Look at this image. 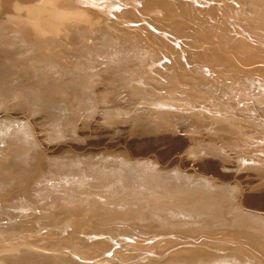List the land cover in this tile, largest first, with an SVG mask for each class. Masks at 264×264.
<instances>
[{
  "label": "bare ground",
  "instance_id": "bare-ground-1",
  "mask_svg": "<svg viewBox=\"0 0 264 264\" xmlns=\"http://www.w3.org/2000/svg\"><path fill=\"white\" fill-rule=\"evenodd\" d=\"M145 1L147 2V4L145 3L146 5L144 4ZM144 2L141 3V2H139V0H0V38H3L0 40V101H1L0 102V113H4V114L9 113V115H11L14 112H18L17 113V115H18L19 112H22V113L25 112L24 108L27 107V104H25V102H23L21 100L20 101L18 100L19 97H17V95H19V94L17 92L19 90H22V91L24 90L26 92L25 95L30 99L32 98V94H31L32 88L30 90L29 88H27L26 86L23 85L25 88L23 89L20 87L21 88L20 89L19 86L17 85L18 84L17 79H20L23 76L19 75V73H17L15 70H13V71H15V73L14 72L11 73V69H13L11 60L19 59V57L22 56V54L23 55L28 54V56H29L30 54H33L31 52L40 51V52H38V54L35 55L36 57L38 55L37 59L40 57H43V55L45 56V53H46V57L48 55V56H51L53 58L54 48L52 45H62V42L65 41V39H66V41L70 40V41H68L69 44L70 43H73V44L74 43L75 44L81 43V44H83L84 41H82V39L84 37H87V36H89V37L93 36L94 37L95 34H99L101 37H98V38H101V40L103 39V41H111L112 43H114L115 45L118 46L117 48L120 49V50H118V53L115 52V55H114L115 59L113 60V63H111V64H107V63L105 64L104 63L105 66H109L108 70L110 71V70L114 69V67L116 68V65H118L122 62H125L124 60L121 61L123 53L128 54V52H130V54H132L131 52H134L132 47L129 49L128 46H125L126 44H128L130 42H131V44H133L134 40H135V41H139V45L146 46L145 44H143L142 39H145L149 42L152 41L153 43H154L153 40H161L162 42L166 41V39L164 37L162 39L161 38L159 39L156 35H154L152 33L148 37L145 34L143 36V34H141L140 32L131 31L132 35L129 36L130 32L128 33L126 30H128V28H131V27L129 25L124 27L125 23L135 22V21H139V20L141 21L142 19L140 17H138L139 15L147 16L149 18L148 22H157L158 21L159 24L160 23L162 24L164 21L168 20L169 21L168 27H170L171 29L172 28L173 29L184 28L185 30L188 29L187 31H185V30L181 31L180 30L181 31L180 34H178V32H177V35L181 36V38H182V36H186L187 38L188 37L192 38V39H190V40H192L190 42L193 43V41H194L195 44L192 45V43L191 44L187 43L189 48H193V49H196V48L201 49L202 48V50L204 48V50H205V48L211 46V48L209 50L207 49L208 50L207 55L209 56L208 61L209 62L211 61L213 63L212 65L215 64L216 66H218V64L223 62L221 55L226 56V54L229 53L230 57H231L230 58L231 61L234 60L235 63L233 61L232 62L236 65L235 67L239 68L237 70V72H240L242 70V73H241L242 77L245 78V76L247 74H253L256 76H260V78H264V68L263 69H259V67H256V68L251 67L250 69H244V68L242 69L241 68V64L254 65L255 63L256 64H258V63L260 64L261 62L264 63V46H263L264 45V0H144ZM154 13H156V15H154ZM201 13L204 15H200ZM204 16H206V18ZM110 22H112L113 25H110ZM224 23H225V26H224L225 29L221 27L222 25H224ZM74 24L76 25L75 28L73 27ZM121 24L122 25L124 24L123 29L115 27V26L121 25ZM163 24H165V23H163ZM194 25L196 26V30H193L190 33L189 28H191ZM204 25H206V29L208 26L209 29H207V30L210 32H208V31L207 32L214 38H212L211 36H210V38H212V39L208 38L209 40H207L206 38H203L204 41L202 40L203 42L201 41L202 42L201 43L200 39H198L199 37H197V36L199 34L201 35V34H203V32H205L204 28H203ZM140 27L136 26V29H138V30L139 29H145V28H140ZM165 28H163V29L165 30ZM226 28H228L229 31H231L234 35L240 34L241 37H243V39H238V38L234 39L231 35L229 36L228 33H230V32L227 31ZM251 28H252V30H256L258 28L257 32H255V35H257L260 38L262 37L263 40L261 39V41H260V38H259V40L258 39L254 40V39H252L253 37H251L250 34L247 35V33L244 32L245 29L251 30ZM123 31L126 34H124ZM146 32L148 33L149 31L146 30ZM10 33H12L13 35L11 37L6 38V35H8ZM66 33H73V34H76L78 37H76V38L72 37V39L71 38L69 39V36ZM87 33L89 35H86ZM175 33L176 32H174V35H176ZM135 35H137L138 38L135 39L134 38ZM4 38H6V39H4ZM175 38H179V37L177 36ZM167 39L170 40L169 37ZM171 39H173V38H171ZM175 40H177V39H175ZM66 41H65V45L66 44L68 45V43H66ZM168 41H166L165 43H167ZM221 41H222V43H221ZM173 42H174V40H173ZM261 42L263 43V45L261 44ZM169 43H167V45L165 44L167 48H169L168 47ZM245 43L254 44V45L250 46L251 48L253 47L254 50L251 51L248 48H244V47L239 46V44L243 45ZM135 44H137V43H135ZM181 44L184 45V43H181ZM181 44H179V45L181 46ZM251 44H247V45L249 46ZM100 45L106 46V44H103V43H101ZM177 45L175 42V44H173L172 47H170L171 49L169 48L171 50L170 52H171V54L174 53V54L179 55L180 56L179 60H181V62L184 63V66H186L185 63H187V60H186L187 54L185 56V53H188V51L185 50L184 46L182 48V47L177 46ZM80 46L82 47V45H80ZM163 47H164V45H163ZM166 47H164V48H166ZM138 49L141 50L142 48L140 47ZM146 51L141 53V60H140V62L138 61L139 62L138 66H140V65H142V66L148 65L149 66V67L146 66L147 68L144 67L143 71L145 73H147V79H149V80H147L148 82L147 81L146 82L148 84H150L153 88V90H151L150 92L156 91V90H162V89L163 90L164 89L165 90L170 89V88L172 89L174 87L173 84L171 85V83H168L167 85H164L165 83L163 84V83L159 82L158 80L154 79L153 75L156 72H153V69L158 68L159 69L158 71L160 72V69L162 68L163 65H161L160 63L156 64L154 62V60H157L155 58V54L151 55L152 53L149 54ZM190 52L192 53V51H190ZM202 53H203V51H202ZM247 53H249V54L246 57H242V55H246ZM84 54H82L81 52L75 53V55L80 57V58L82 57V55L84 57ZM97 54L99 55V53H97ZM100 55L102 56V53ZM107 55L108 56L110 55V58H111V56H113L111 54H107ZM118 55H119V57H118ZM199 55H201V52ZM203 55L205 56V54H203ZM90 56H91V54H90ZM90 56H88V58ZM116 57H118V58H116ZM193 57H191V59H195L197 56L195 58H193ZM200 57H202V56H200ZM110 58H108V59H110ZM187 58L189 59V55ZM205 58H207V56ZM184 59H185V61H184ZM174 61H175V59H174ZM189 61L191 62V64H192V62H193V64H195L197 62L196 60L191 61L190 59H189ZM198 62L203 63L205 61H203V59L201 58V59H199ZM229 62H230V60H229ZM25 63H27V62H25ZM62 63L64 64L62 66V68L63 69L65 68V71L63 70V73L65 72L64 74L68 73L70 75L71 72H69L70 69H68V67L72 66V64L71 65L67 64V63H70V61L69 62L62 61ZM90 64L93 65L91 60H90V63L87 62V65H90ZM42 65L43 64L41 63V66ZM134 65L136 66V64H134ZM221 65H224V64H221ZM19 66H21V65H19ZM39 66H40V64H39ZM66 66H68V67H66ZM194 68L196 69V72H198L199 74H202V76L204 77V73L207 70H200L199 69V68H201L200 66L199 67L197 66ZM46 69H48V68H46ZM102 69L103 70H101V71L102 72L104 71V73L107 70V68H105V69L102 68ZM185 69H186V71H188L187 70L188 68L185 67ZM61 71H58V72L62 73ZM101 71H100V73H102ZM137 71L139 72V68ZM140 71L142 73V70H140ZM231 71H232V69H231ZM100 73L98 75H100ZM104 73H102V74H104ZM119 73H122V72H119ZM119 73H116L114 75V79H112V80L109 79V83H112L114 80L119 79L120 76H123V77L125 76V75H123V73L122 74H119ZM208 73H209V71H208ZM208 73H206V74H208ZM223 73H226V72H223ZM223 73L221 74L222 76H224ZM56 74L58 75L59 73H52L51 78H48L49 81H47V85L49 84L50 86H53V85L55 86V83L61 84L60 79H63V77H59V75L57 76ZM106 74H108V72ZM190 74H192V73H190ZM13 75H14V77H13ZM23 75H25V74H23ZM132 76H133V74H132ZM139 76H140L139 74L138 75L136 74L135 76H133L132 81H134V82H132L129 85V87L134 88V90H135V87H137L139 90L141 89L140 91L143 95L145 93V91H144L145 89H142L139 86V84L142 85L143 83H145L143 81L144 77L140 76L141 77L140 78ZM179 76H180V74H179ZM100 77H103V75H101ZM127 77H130V76L127 75ZM176 78H179V77L177 76ZM205 78L208 80V82L206 83V85H203V86L201 85L199 88L201 90H204V94L207 95L206 96L203 94L205 99H208V97L210 98V97L216 96V98L226 100L228 98V95H227L228 92L231 93L233 90V93H235L236 91L234 89L237 90V88L231 87L227 91L224 90L225 91L224 94L220 93V94H222V96H220L219 91L218 92L216 91L217 92L216 93L214 91L210 92L209 90H206L209 86H210V88L215 87L216 84H214V83H216V82L212 81L213 79L211 76L209 78L206 75ZM215 78H218V77H215ZM222 78H224V77H222ZM96 79H99V78H96ZM103 79H104V77H103ZM191 79L193 81L195 79V77H194V79H193V77ZM236 79H239V78L237 77ZM105 80H107V79H105ZM128 80H129V78H128ZM215 80H217V79H215ZM123 81H125V80H123ZM241 81H240L241 84L243 83L242 87H244V85L247 84V82L249 83V81L251 82V83H249V85L253 86L252 84H254V80H252V79H246V80L243 79ZM83 82H84V80H83ZM87 82L89 84V80ZM106 84H105L106 87H108V82ZM263 84H264V81H260L257 83L256 86H258V87L263 86ZM61 85L63 86V84H61ZM83 85L85 86L84 83H83ZM125 85H126V83H125ZM56 86H58V85L56 84ZM44 87H46V86H44ZM92 87H93V85H92ZM102 87H104L102 89H104V91H105L106 87L105 86H102ZM175 87H179V85H175ZM205 87H207V88H205ZM246 87H244L243 89L245 90V89L250 88L249 86H248L249 88H246ZM33 88H35V87H33ZM63 88L64 87H62V89ZM98 88H100V87H98ZM137 88H136V90H137ZM251 88H253V87H251ZM93 89H96V88L93 87L92 90L91 89L90 90L93 92ZM258 89H260V88H258ZM98 90H97V92H98ZM136 90H135V92L138 93L139 90L138 91H136ZM22 91L20 92L21 94H22ZM33 91L34 90H32V92ZM58 91H60V90H58ZM65 91H66V94H68L67 90H65ZM247 91L248 90H246L245 92L247 93ZM259 91H262V89ZM68 92H70V90ZM88 92H90V91H88ZM88 92H87V95L89 96V94L92 92H90L89 94H88ZM100 92L102 93V91H100ZM245 92H244V94H245ZM146 93H147V91H146ZM70 94H72V91ZM259 94H260V97H259V99H257L258 100L257 104L263 103L262 105H264V91L259 92ZM8 95L10 97L9 99L7 98ZM39 96H42V95L40 94V95H38V97ZM114 96H115V94L110 95L111 98H113ZM230 96H232V95H230ZM38 97H37V99H38ZM89 97H87V98L89 99ZM123 97L124 96H122V98ZM105 98H104V100H105ZM154 98L155 99L157 98V100H159L158 96H154L153 98L151 97V98L147 99V101L153 100ZM173 98L179 99V96L174 95ZM19 99H21V98H19ZM141 99H143V98H141ZM165 99H167V96ZM9 100L11 102H8L7 104H5L6 101H9ZM25 100H27L26 97H25ZM128 100L129 101L124 100L125 102L120 101V100L115 101V104H112V106H110V107L115 110V109H118L120 107L122 108L124 106L136 105L137 103L140 105L141 102H143L142 104H144V106H146V107H144V108L140 107L141 109H144L146 111H147V109H146L147 107L153 111L157 110V109L158 110L161 109L160 114L162 115V118H165L167 121L169 120L172 125H174V121L175 122L179 121V120L184 121L183 123L178 124V126L174 125V127L176 128L175 130L177 132H184L187 130H190L191 133L193 132L192 133L193 135L189 134L190 133L189 132L187 135L183 136V139H181V141H179V146H182V147L188 146V149H190V150H188L187 148L184 150V152H180V151L175 152L173 150L177 156H179V157H180V155L184 156L183 157L184 163H187V164L192 163L194 165L195 164L199 165L198 161H200V158H198L197 152H200V153L203 152L204 148L201 149L202 145L198 144L196 142L197 141L200 142V140H202V139H199V137H201V135H200L201 133L204 136L210 135V136L215 137L216 140H213L214 138H212V137L206 138V139H207V141L209 140V142L214 141V142L219 143V145H221V147L219 146L220 149H222V148L225 149L228 146L229 149H231L232 154L234 152H240L239 147H245V148L247 147L244 144H242V140L237 136L238 132L236 131V129L234 127H232V124L230 122H227L228 119H230V118H228L227 120H224V118H221L219 116V114H217L215 117L214 112H213L214 114L212 112H211V114H210V112L196 113V112H192L191 110H184V111L181 110L180 111V110H177L178 108L177 109L175 108L176 110H171L170 108H168V109L164 108L165 104H162V105H159L158 103H151L150 104L148 102H144L143 100L141 101L140 99H139L140 103L138 102V100L135 102L131 101L132 99L130 100V98ZM133 100H135V99L133 98ZM216 101H218V99ZM100 102L104 103L103 98H102V101H100ZM112 102H113V100H112ZM108 103H110V104H108ZM108 103L106 102L104 104L106 106L111 105V100ZM123 103H126V105L124 104V106H122ZM185 103H187V102H185ZM29 104H30V102H29ZM197 104L198 103L192 104V105H197ZM105 105L102 104V106L104 108H105ZM258 106H261V105H258ZM29 107H32V106H29ZM29 107H27V110ZM33 107H34V105H33ZM100 107H101V105H100ZM172 107H173V105H172ZM178 107H180V106H178ZM210 107L212 108V106H208L209 109H210ZM108 108L109 107H107V109ZM199 108H200V106H199ZM245 108H247V107H245ZM245 108H243V107L239 108L238 107L236 109H239L238 111L241 110L240 112L244 113V111H247ZM190 109H193V108H190ZM232 109L231 110L228 109V112L230 110V114L234 115V112L232 111ZM262 111H264V109ZM27 112H29L28 114H33L35 112V109H34V112H33V110H29ZM4 114H2V115H4ZM12 115H15V113ZM176 115L179 117H176ZM223 115H225V114H223ZM234 116H238V115H234ZM79 118H81V117H79ZM9 119L10 118H8V120ZM8 120L0 118V122H1L0 128L2 126H6L8 124L10 125L11 123H9ZM21 120H24V119H21ZM33 121H35V120H33ZM231 121H232V119H231ZM21 123H22V121H21ZM21 123H19L17 125L20 127ZM29 124H31L30 121H29ZM34 125H35V123H34ZM62 125H64V124H62ZM25 126L27 127V124ZM236 127H237V125H236ZM13 128H15V127H13ZM32 128H31V130H32ZM18 129L19 128H17V130ZM160 129L169 130L168 128L165 127L164 123L162 125H160ZM7 130H8V128H7ZM10 130L11 129H9L8 131H10ZM17 130H14V131L17 132ZM1 131H2V129H1ZM1 131H0V134L1 133L2 134L0 135V264H133V263H135V264H163L164 262L166 264H168V263L169 264H190L191 262H195V261H197L196 263H198V264H264V234L263 235L257 234L258 231H262V233L264 232V216L258 215L257 213H254V212L249 211V210L246 211L247 207H246V205H243V203L241 201L240 202L237 201L239 204L237 205L238 207L235 208V205H233L235 203L234 202L235 200H233V199H234V196L236 194L231 191L232 185L231 184L226 185L223 183L227 180L226 177L228 175L216 177L217 178L216 180H218L219 183L217 185H214V186H213L214 182L210 180L211 179L210 177L204 176L206 178H209V180H206V179L203 180L204 178L202 180L201 179L190 180L188 178V176L185 175L184 177L181 178L182 179L181 181L184 182V184L182 183L181 186L179 185L180 187L179 186L177 187L175 184L170 182L171 181L170 178H169V180L163 179L162 175H161L162 178L161 177L156 178L157 177L156 175H155V178H153L151 176H153L154 174H152V175L149 173L145 174L146 171L151 170V168H152L151 163H153V161L151 162V161H149V159L146 160L145 159L146 157L143 158L142 160H139V162H141V164H136L137 165L136 170L131 171V170L135 169V167H134L135 163L133 166L132 161H130V162L125 161V159L127 158V156H126L125 159L121 157L120 160L116 161L117 164L113 165L114 167L112 168V170L108 168L109 165L107 166V170L109 169V171H111V172L113 170H117L118 173H115V174L113 173L114 175L111 174V180L109 179L110 182L106 186L103 185L101 187V185L98 186L99 184L93 183V184L89 185V184H87L88 182L84 181V180H87L90 178L91 179H98L101 174L99 175L98 173H95V174H92L88 177L84 174L85 175L84 176L83 173H81V172L84 169L82 166H85V164H83V162L81 163V161H79V159H73V160L69 159V161H68L69 164H66L68 159L67 160L64 159L65 161L60 160L57 162H55V160H54L55 163L49 162V165L50 164L51 165L50 166L48 165L51 168V170H57L58 167L60 168V170H66V174H67L68 178L71 179L70 181H67V180H69V179H67L66 180L67 182L64 183V186H63L64 190L71 191L70 193H72V194H74V192H75V193L83 195L81 197H80V195L79 196L74 195L72 198H70L71 195H69V200L73 201V203H74V204L69 205V203H62V202H65L62 199L53 200V199H51V197L46 198V196H44V195H46V193L48 194L49 192H52L54 190V188L52 186H49L48 184H47V186H45L46 184L44 186L42 185L41 188L37 187L38 185L36 186V183L40 184L38 179L41 178L42 175L44 174V172L42 174L41 171H43L42 169H44V170L47 169L48 163L38 165V164H36V162L34 163L32 161L33 157L30 155V153L33 151V148H31V145H30V139H31L30 136L27 134L25 135V137L22 136L21 138H19V136H18L19 139H17L14 142H11V140L1 141L3 138L4 139L6 138V136L5 137L3 136V131L2 132ZM8 131H6V133ZM200 131H201V133H200ZM58 132H59V130H58ZM58 132H55V133H58ZM61 132H59V134ZM55 133H54V135L56 136ZM73 133H74V131H73ZM228 134H229V136L234 135L235 138L231 137V139H230ZM238 134L240 135V133H238ZM63 135H64V132H63ZM67 135L68 134L64 135L65 136L64 139H63V137L61 138L62 135L61 136L59 135L60 140H59L58 136H57V139H55V136H53L54 139L53 140L51 139L52 142L50 141L49 144L52 145L51 143H54L56 141H60V142L63 141L64 142V140L65 141L68 140L69 136L72 137V135H69L68 137H66ZM226 135L229 138H227ZM259 135H261L260 132H259ZM14 136H16V135H14ZM75 136H77V138H76L77 141H80L78 139L79 135H75ZM74 137H73V139H75ZM72 140L67 141V142L70 143V142H72ZM203 140H205V139H203ZM203 140H202V142H203ZM9 141L12 144H14V146L16 144V148L11 150V152H12L11 157L8 161H6L5 159H6V157H8L6 155V153H8V151H9V145H8ZM34 141H36V140H34ZM73 142L76 144L75 141H73ZM11 143H10V145H11ZM46 143H48V142H45V145H46ZM205 143H206V141H205ZM78 144L79 143H77L76 146ZM37 145H38V143H37ZM37 145H35V146L39 147ZM206 145H208V148L206 147V150L211 149V151H213V150L217 151L216 148L211 147L208 143ZM41 146H42V144H41ZM192 146L195 148H193ZM212 146H216V145L214 144ZM176 147H177V145H176ZM176 147H174V148H176ZM197 147H200V149ZM203 147H205V146H203ZM219 147H217V149ZM143 148H144L143 150L140 149L139 151L145 150V153H151L155 150H158V152H159V150H161L163 148V146H161L159 144L158 146L156 145L154 147L149 146L147 148L146 147H143ZM42 149L46 150L45 147H43ZM169 150L170 149L168 148V151ZM178 150H181V149H178ZM233 150H234V152H233ZM36 151H37V148H36ZM42 151L43 150H41V152ZM226 151H228V149ZM248 151H249V149H248ZM250 151H252V150H250ZM257 151L262 152L261 154H264V145L259 146ZM204 152H206V151H204ZM204 152H203V154H204ZM171 153H173V152H171ZM220 153H222V152H220ZM240 153H242L244 155V152H240ZM256 153H258V152H256ZM38 154H39V152L37 153V156H40ZM217 154H219V153L217 152ZM222 154L225 155L224 152ZM118 155H119V153H118ZM158 155H160V154H158ZM206 155H207V153H206ZM223 155H221V157H223ZM246 155H247V153H246ZM37 156H36V158H37ZM194 156H195V159L193 158ZM238 156H237V159H235L236 157L234 158L235 159L234 162H237L238 164L241 161H243V160H241V157L247 158L246 156H240V155H238ZM172 157H173V155H172ZM224 157L223 158H217V159H219L222 162H226V163L232 162V160H229V159L233 158L230 155H229V157H230L229 159H226L228 156L225 159H224ZM39 158H37V159H39ZM151 159H153V158H151ZM248 159H250L249 161H253V162L256 160V159L254 160L252 158H248ZM160 161H158V162H160ZM245 161H246V159L244 160V162ZM255 162H256V164L262 163V162L261 163L259 162V159ZM262 164H264V162ZM15 165L22 167L21 171L16 170ZM79 165H81V166H79ZM41 166H43L42 169H41ZM51 166H53V167H51ZM154 167H155V165H154ZM119 169H121V170L119 171ZM203 170H205V168H203ZM128 171H129V173H131L133 175H136V173L138 174L139 173L138 171H140V172L144 171L143 172L144 175L138 179L139 182L134 181L133 184L131 185L133 188L138 187V190H134L133 192L130 193V195L135 194V196H137V197L140 196V198L128 199V196L126 195L128 193H123L124 196H122L121 198H119L117 196L118 199L113 198V200H107V199L105 200L104 198H102L103 195L104 196L106 195L104 191L107 190V193H108V190L113 191V189L115 187H119L118 189L120 190V192H122V190L124 191V189H125V191H127L128 188L130 189V183H131L132 179L130 176H128V175H130V174H128ZM177 171L179 173V170H177ZM177 171H175V172L177 173ZM52 172L53 171H51V173ZM60 172L64 173L65 171H60ZM181 172H180V176L182 173H184V172H182V173ZM208 172H209V170H208ZM122 173L123 174L127 173V175L124 177L125 179L122 178V176H121ZM186 173L187 172H185L184 174H186ZM34 174H36V176L33 177ZM155 174H159V173H155ZM160 174H162V172H160ZM184 174H182V176ZM188 174H190V173H188ZM234 174H235V172H232L231 176ZM215 175H217V174H215ZM175 176H177V175L175 174ZM200 176H202V175H200ZM210 176H211V174H210ZM81 178L84 182H81ZM199 178H201V177H199ZM173 180H174V178H173ZM90 181H93V180H90ZM165 181L168 183V185L165 184L166 183ZM177 181L178 180H176L175 182H177ZM214 181H215V179H214ZM228 181L229 180H227V182ZM231 181H234V180H231ZM188 184L197 186V188H199V191L195 192V191L185 190L184 186L188 185ZM172 185H174V186H172ZM236 186H237V184H236ZM103 188H105V189L102 190ZM97 189L100 191H97ZM116 193H118V195L120 194L119 192H117V190H116ZM90 194L91 195L92 194L98 195V197L96 199H99V200H97V202H99V204L101 206V210H103V212H98V214L97 213L95 214L97 217L95 218L94 221L92 220V217H93V215L91 214L92 210L86 209V207H87L86 206V204H87L86 200H89L88 197ZM130 195H129V197H131ZM133 197H134V195H133ZM220 197L226 198V199H231L230 204L227 206L221 204L218 201L219 200L218 198H220ZM54 198H55V196H54ZM235 199H237V198H235ZM43 200H44L43 205L39 207V208H41V211L37 210L36 207L32 205L35 203L38 204L39 202H43ZM61 200H62V202H61ZM93 200L94 199H92V201ZM77 202H79L80 204ZM237 202H236V204H237ZM70 203H72V202H70ZM88 205H89V203H88ZM93 205H94V203H93ZM79 207H82V208L85 207L84 209H86L87 213L85 214L84 212L80 213L79 211H77V209ZM248 207H250V206H248ZM6 208L9 209V213L3 211ZM147 208H151L150 210L155 211V215L154 214L149 215L148 213H145L144 210L149 211ZM34 211H36L38 213H42L44 211L45 213L43 215L41 214L40 217L39 216L37 217L36 213ZM51 212H55L52 215V220L50 222H45V221L42 222L41 218H43V216H46L48 213H51ZM34 213H35V215H34ZM150 213H151V211H150ZM122 214H123V216L120 217V215H122ZM158 214H160L161 216H159ZM80 215H83V217L76 218ZM75 218L77 220H75ZM126 220H128L130 223V224H128L127 228H123V227L121 228V227L117 226V228H107V230L98 229V227H100L102 225L107 226L108 224L123 225V223H126L125 222ZM172 220L179 221V223H172L171 222ZM143 224L146 226L145 229L143 227H140V225H143ZM93 225H99V226L94 229ZM91 227H93V229ZM253 228H256V230ZM257 229H259V230H257ZM167 230L179 231V232H181V234H183L184 237H193L195 235H199L200 233L211 234L212 231L217 230V231L223 232V234H224L223 237L221 236L219 238V240L221 242H226V241L231 240L234 242V244L237 242L243 243L244 246H246V247L244 249L237 248L235 250L233 247L222 245L224 243L217 242L216 244H213V243H207L206 241H201L200 245H202L204 247L193 248V247H190L193 244V242H190V241L189 242H185V241L180 242V241H177L175 239H167V240L166 239H155L154 235L164 234L167 232ZM28 233H36L37 234V236H36L37 241L34 240L35 238H32L34 240V242H32L30 240L31 243L29 242L27 244V242L25 241L26 243H23V245L24 244H27V245L30 244V245L34 246V248H39L41 250L45 249L47 251H51V252H54L56 254H58L57 252H60L59 254L61 256L60 257H58L57 255L51 256V255H48L49 253H44V254H41L39 252L36 253L38 250L35 252V250L30 251L28 249H25V250H28L30 252L27 253V256H23L26 254L24 253V254L20 255L19 253L21 252V250L18 253L17 249L12 248V247L16 246L17 244L20 245L19 243L16 244V242H15L16 245L11 244V246L12 245L13 246L12 247L10 246L9 248L3 246L5 244H2V242H6V244H8L7 241H9L10 239H17L16 238V237H18L17 235H20V237H18V239H20L22 234H28ZM247 233H248V235H247ZM116 235H117V237L119 236V238H117ZM113 237H115L116 239H113ZM24 238H25V240H27L26 237H24ZM27 238H29V235ZM135 238L136 239L139 238L141 241H144L143 243H145V244L140 245L141 247L139 246L140 248L139 247L137 248L136 247L137 243L135 245L133 244V243H135V241H137ZM42 240H44V241H42ZM139 241H137V242H139ZM157 241H161V242H163V244L159 245L156 248V250H153L151 248L152 247L151 244L156 243ZM232 245H233V243H232ZM98 246L100 248H97ZM207 246L211 247V249L208 248ZM121 247H122V249L125 248L127 252H129L130 248H134L133 250L135 253L134 254H131V253L127 254L125 252L126 254H120L119 252H116V249H119V248L121 249ZM95 248L97 250L92 251V249H95ZM170 248H171V251H168L167 254H165V251H167ZM29 249H31V248L29 247ZM22 250L24 251V249H22ZM140 252L149 253L150 256H143V257H141L143 259H141L140 261L137 260L135 262L133 260L134 262H132V259H134L137 254H140V255L143 254ZM163 253L165 255H163ZM252 254H254V256H252ZM96 257H98L100 259L97 260V259H95ZM144 258H146V259H144ZM31 259H33L35 261H32ZM128 260L129 261L131 260V263L125 262ZM170 261H171V263H170ZM198 261H200L201 263Z\"/></svg>",
  "mask_w": 264,
  "mask_h": 264
},
{
  "label": "rangeland",
  "instance_id": "rangeland-1",
  "mask_svg": "<svg viewBox=\"0 0 264 264\" xmlns=\"http://www.w3.org/2000/svg\"><path fill=\"white\" fill-rule=\"evenodd\" d=\"M144 2V0H139V2H141V3H143ZM147 4V2L145 1L144 2V4ZM143 4V5H144ZM145 4V5H146ZM154 15H156V13H154ZM200 15H204V14H200ZM196 16V15H195ZM138 17H140L142 20L140 21H135V22H128V23H125V26L124 27H126V26H130L131 28H128V30H126L128 33L130 32V35L129 36H131L132 35V32L131 31H136V32H140L141 34H143V36H144V34L146 35V36H150L151 35V33L152 34H154V35H156L159 39L161 38H165L166 39V41H168L169 39H167L168 37L170 38V40L167 42V43H169L170 41V43L168 44V47L170 48V47H172V45L173 44H175V42H176V45L177 46H180L179 44H181V43H184V45L183 44H181V46L180 47H182L183 48V46H184V48H185V50L186 51H188V53H185V56H186V54H187V57H188V55H189V59L191 60V61H197L195 64H193V62H192V64H191V62L189 61V59L186 57V60H187V63H185L186 64V66H184V63L183 62H181V60H179L180 58V56L179 55H177V54H174V53H172L171 54V48L169 49V48H167L166 47V45H167V43H165L166 41H161V40H153L154 41V43L152 42V41H147V40H145V39H142V41H143V44H145L146 46H143V45H139V41H135L134 40V43L133 44H131V42L130 43H128V44H126L125 46H128V48L130 49L131 47H132V49L134 50V52H131L132 54H130V52H128V54L127 53H123V56H122V58H121V61H125V62H122V63H120V64H118V65H116V68L114 67V69H112V70H108V67L109 66H105V64L107 63V64H111V63H113V60L115 59V52L116 53H118V50H120L119 48H117L118 46L117 45H115L114 43H112L111 41H103V39L101 40V38H98V37H101L99 34H95V36L93 37H89V36H87V37H84L83 39H82V41H84V43L83 44H81V43H70L69 44V42L68 41H70V40H67L66 41V39H65V41H66V43H68V45L66 44L65 45V41H63L62 42V45H52L53 46V48H54V54H53V58L51 57V56H48L47 55V57H46V53H45V56L43 55V57H40V58H38L37 59V57H38V55H37V57L35 56L36 54H38V52H40V51H36V52H31V53H33V54H30L29 56H28V54H22V56H20L19 57V59H16V60H11L12 61V67H13V69H11V73L12 72H14L15 73V71L17 72V73H19V75H22L23 77L22 78H20V79H17V85L19 86V88L21 87V88H25L24 86H26L27 88H29L30 90H31V88H32V90H34L33 92H32V90H31V94H32V98L30 99V98H28L25 94H26V92L23 90H19L17 93L19 94V95H17V97H19V98H21V99H19L18 98V100L20 101H23V102H25V104H27V107H29V106H32V107H29L28 108V110H27V107L26 108H24L25 110V112H19V114L17 115V113L18 112H14L15 113V115H12V114H14V113H10L11 115H9V113H0V118H2V119H6V120H8V118H10L8 121H9V123H11L10 125L8 124V125H6V126H2L1 128H0V131H1V129H2V131H3V136L5 137L6 136V138L3 140H1V141H8V140H11V142H14V141H16L17 139H19V138H21L22 136H24L25 137V135L27 134V135H29L30 136V145H31V148H33V151L30 153V155L33 157V159H32V161L35 163L36 162V164H46V163H48L47 164V166L49 165V162H51V163H55V162H57V161H65V160H67V162H66V164H69L68 163V161H69V159H71V160H73V159H79V161H81V163L83 162V164H85V166H82L84 169L82 170V172L81 173H83V175L85 174L87 177L88 176H90V175H92V174H95V173H98L99 175H100V177L98 178V179H87V180H84V181H86V182H88L87 184H99L98 186H100L101 185V187L104 185V186H106L109 182H110V180H111V174H115V173H118V171L117 170H113L112 172L111 171H109V169H111L112 170V168L114 167L113 165H115V164H117V162L116 161H118V160H120L121 159V157L122 158H126V156H127V158L125 159V161H132L133 163H132V165L134 166V163H135V169H133V170H131V171H134V170H136V168H137V165L136 164H141V162H139V160H142L143 158H145L146 160H148L149 159V161H153V163H151V170H148V171H146V173L145 174H147V173H149V174H154L153 176H151V177H153V178H155V175L157 176L156 178H158V177H161V175L163 176V179H167V180H169V178H170V182H172L173 184H175V181L176 180H178L177 182H176V186L178 187L179 185L181 186V184L183 183L181 180V178L182 177H184L185 175H187L188 176V178L190 179V180H199V179H203V180H209V178H206V177H210L211 179V181H214V179L216 180L217 178V176L216 175H212V173H210V172H208V170L207 169H205V170H203V167H200L199 165H197V164H192V163H184V160H183V157L184 156H181L180 155V157L179 156H177L175 153H174V151L176 152V151H180V152H184V150L186 149V148H188V146H185V147H182V146H179V144H176L177 145V147H176V145L175 146H171V148H169L170 150L168 151V149H166L165 147H164V149L162 148L161 150H159V152H158V150H155V151H153V152H151V153H145V150L144 151H139L140 149H144L143 147L141 148V147H132V149H128V146L127 147H125V142H123V140H120V139H116L115 141H112V142H109L108 144H102V145H100V146H97V145H95L94 143H92L91 141H89V140H87L86 138H82L81 137V135H83V134H81L80 133V131L83 129V125H84V123H86V121H85V118H84V116L83 115H85L86 114V110L84 109V107H83V105H82V101L83 100H89V102L90 101H95V102H97L98 103V105H100L101 104V108L103 107L102 106V104L103 105H105L104 103H108V102H110V100H111V105H105V108L107 109V107H109V108H111L110 106H112V104H115V101H129L128 99L130 98V100L131 101H137L138 100V102L140 103V101H139V99L142 101H144V102H148V103H156L155 101H162L163 100V102L164 103H162V104H165V107L164 108H166V109H168V108H170L171 110H176L177 108V110H182V111H184V110H191L192 112H196V113H205V112H210V114H211V112L214 114V116L216 117V115L217 114H219V116L221 117V118H224V120H227L228 118H230V119H228V121L227 122H230L231 124H232V127H234L235 129H236V131L238 132V133H240V135L237 133V136L242 140V144H244L245 146H247L246 148L245 147H239L240 148V152H244V155L242 154V153H240V152H234V150H233V154H232V152H231V154H232V156L231 157H233V158H231V159H229L230 157H227L228 156V154L227 153H229V151H231V149H229V147L227 146L226 148L228 149V151H226L227 149L225 148H222V149H220V147H221V145H219V143H217V142H209V140L207 141V139L206 138H214L213 140H216V138L215 137H213V136H210V135H202V133H201V131H200V135H201V137H199V139H205V140H203V142H202V140H200V142L199 141H197L196 143H198V144H201L202 145V147H201V149H203V152L204 151H206V152H204V154L206 155V153H210V151H211V149L210 150H206V147L208 148V145H206L207 143L211 146V147H214V148H216V152L215 153H219L218 154V156H216V158H223L224 156V159L226 158V159H229V160H232V162H230V163H235L234 162V160L235 159H237V156L238 155H240V156H246L247 158H243V157H241V160H245L246 159V161H249L250 159H248V158H252V159H256L255 161H257L258 159H259V162L261 163H263L264 162V154H261L262 152H259V151H257V149L259 148V146H262V145H264V111H262L264 108V105H262L263 103H258L257 104V99H259V97H260V94H259V92H262V91H264V84H263V86H256L257 85V83L258 82H260V81H264V78H260V76H256V75H253V74H247L246 76H245V78L244 77H242V70L240 71V72H237V70L239 69V68H236L235 66V61L234 60H232L231 61V57H230V54L228 53V54H226V56H224V55H221L222 56V61L224 62H221L220 64H218V66H216L215 64L214 65H212L213 63L210 61H208V53H207V51L211 48V46L210 47H207V48H205V50H204V48H203V50H202V48L200 49V48H196V49H193V48H189V46L187 45V43L189 44H191L192 42H190V41H192V40H190V39H192V38H190V37H186V36H182V38H181V36H179V35H177V32H178V34H180V32L181 31H183V30H185L184 28H182V29H180V28H176V29H171L170 27H168V24H169V21L168 20H166V21H164L163 23H165V24H159V22L157 21V22H148L149 20V18L147 17V16H145V15H139ZM205 18H206V16H204ZM140 22V23H139ZM153 23V24H152ZM110 25H113V23L112 22H110ZM124 25V24H123ZM123 25L121 24V25H117V26H115L116 28H121V29H123ZM262 25V24H261ZM136 26L137 27H140V28H145L146 30H148L149 32L147 33L146 32V30L145 29H136ZM144 26V27H143ZM153 26V27H152ZM159 26V27H158ZM166 28H165V27ZM195 26V25H194ZM194 26H192L191 28H189L190 29V33L193 31V30H196V26L194 27ZM225 23H224V25H222L221 27L222 28H224L225 29ZM74 28L76 27V25L74 24V26H73ZM156 27V28H155ZM163 28H165V30L163 29ZM204 31L205 32H203V34H199L197 37H199L198 39H200V42L203 40V38H206L207 40H209V39H212V38H214V37H212L208 32H210V31H208L207 29H209L208 28V26H207V29H206V25H204ZM132 29V30H131ZM156 29V30H155ZM163 29V30H162ZM169 32H168V31ZM179 30V31H178ZM181 30V31H180ZM188 29H186L185 31H187ZM226 30L227 31H229V29L228 28H226ZM246 30V31H245ZM244 30V32H246L247 33V35L248 34H250V36L251 37H253L252 39H254V40H259V38L260 37H258L257 35H255V32H257V30H258V28L256 29V30H252V28H251V30L250 29H245ZM184 31V32H185ZM208 31V32H207ZM124 32V31H123ZM174 32H176L175 34L176 35H174ZM207 32V33H206ZM230 33H228L229 34V36L231 35L234 39H236V38H238V39H243V37H241V35L240 34H233L231 31H229ZM254 34H252V33ZM207 35H206V34ZM245 33V34H246ZM68 36H69V39L71 38L72 39V37H74V38H76V37H78L76 34H73V33H66ZM73 34V35H72ZM124 34H126L125 32H124ZM227 34V35H228ZM13 34L12 33H10V34H8V35H6V38L7 37H11ZM86 35H89L88 33L86 34ZM166 35V36H165ZM234 35V36H233ZM241 37H239V36ZM91 36V35H90ZM137 35H135V39L136 38H138V36L136 37ZM168 36V37H167ZM179 37V38H175V37ZM206 36V37H205ZM210 36L212 37V38H210ZM236 36V37H235ZM238 36V37H237ZM257 36V37H256ZM186 37V38H185ZM6 38H4V39H6ZM141 38V37H140ZM171 38H173V39H171ZM209 38V39H208ZM1 39H3V38H0V40ZM175 39H177V40H175ZM232 39V38H231ZM261 39L263 40V38L261 37L260 38V41H261ZM173 40H174V42H173ZM145 41V42H144ZM158 41V42H157ZM204 41V40H203ZM202 41V42H203ZM158 44H157V43ZM160 42V43H159ZM201 42V43H202ZM235 42V41H234ZM233 42V43H234ZM101 43H103V44H106V46L105 45H100ZM135 43H137V44H135ZM221 43H222V41H221ZM166 44V45H165ZM195 44V42L193 41V43H192V45H194ZM197 44V43H196ZM247 44H251V43H245V44H239V46H241V47H244V48H248V49H250L251 51L252 50H254V48L252 47H250V46H252V45H254V44H251V45H247ZM261 44L263 45V43L261 42ZM80 45H82V47L80 46ZM113 45V46H112ZM161 45V46H160ZM163 45H164V47H166V48H164L163 47ZM51 46V45H50ZM85 46V47H84ZM115 46V47H114ZM139 46V47H138ZM144 48H143V47ZM264 46V45H263ZM134 47V48H133ZM142 48L141 50L140 49H138V48ZM250 47V48H249ZM69 48V49H68ZM113 48V49H112ZM116 49V50H115ZM188 49V50H187ZM208 49V50H207ZM143 50V51H142ZM147 50V51H146ZM65 51V52H64ZM142 51V52H141ZM147 52V53H149V54H151V55H154L155 54V58L157 59V60H154V62L156 63V64H158V63H160L161 65H163L162 66V70L160 69V72L158 71L159 69L158 68H155V69H153V72H156L154 75H153V77H154V79H156V80H158L159 82H161V83H165L164 85H167L168 83H171V85L173 84L174 85V87H175V85H179V87H173L172 89L170 88V89H162V90H158L159 92H160V94H162V95H155V96H158V98H159V100H157V98L154 100H152V101H154V102H151L150 100V102L149 101H147V99H149V98H153L154 96H151V95H147L151 90H153V88H152V86L150 85V84H148L147 82V80H149V79H147V73H145L144 71H143V69H144V67L145 68H147V67H149L148 65H145V66H142V65H140V66H138V64H139V62H140V60H141V53H143V52ZM190 51H192V53L190 52ZM195 53H194V52ZM201 52V55H199L200 54V52ZM202 51H203V53H202ZM76 52H81L82 54H84V57H83V55H82V57L80 58V57H78V56H76L75 55V53ZM84 52V53H83ZM138 52V53H137ZM43 53V52H42ZM97 53H99V55L97 54ZM102 53V56L100 55ZM106 53V54H105ZM136 53V54H135ZM199 53V54H198ZM90 54H91V56H90ZM107 56H105V55ZM107 54H111V55H113V56H111V58H110V55L108 56ZM194 54V55H193ZM196 54V55H195ZM203 54H205V56L203 55ZM249 53H247L246 55H242V57H246L247 55H248ZM40 55V54H39ZM86 55V56H85ZM104 55V56H103ZM121 55V54H120ZM199 55V56H198ZM88 56H90L89 58H88ZM95 56V57H94ZM160 56V57H159ZM194 56V57H193ZM199 58V59H203V61H205V62H203V63H201V62H198L199 61V59L197 58V57ZM200 56H202V57H200ZM207 56V58H205ZM118 57H119V55H118ZM118 57H116V58H118ZM159 57V58H158ZM168 59H167V58ZM191 57H193V58H195V59H191ZM228 57V58H227ZM108 58H110V59H108ZM161 58V59H160ZM241 58V57H240ZM36 59V60H35ZM56 59V60H55ZM93 59V60H92ZM174 59H175V61H174ZM205 59V60H204ZM67 61V62H69L70 61V63L68 64V65H71L72 64V66H70V67H68V66H66V67H68V69H70V71L69 72H71L70 73V75L68 74V73H66V74H64L63 73V70L65 71V68L63 69L62 68V66L64 65L63 63H62V61ZM90 60L92 61V64L93 65H87V62L88 63H90ZM179 60V61H178ZM229 60H230V62H229ZM10 61V62H11ZM14 61V62H13ZM97 61V62H96ZM104 61V62H103ZM139 61V62H138ZM184 61H185V59H184ZM228 61V62H227ZM17 62V63H16ZM25 62H27V63H25ZM37 62V63H36ZM135 62V63H134ZM138 62V63H137ZM190 62V63H189ZM226 62V63H225ZM25 63V64H24ZM41 63L43 64L42 66H41ZM96 63V64H95ZM103 63V64H102ZM105 63V64H104ZM132 63V64H131ZM189 63V64H188ZM229 63V64H228ZM263 62H261L260 64L258 63V64H254V65H248V64H241V68L243 69H250L251 67L252 68H256V67H259V69H263L264 68V63L262 64ZM39 64H40V66H39ZM102 64V65H101ZM134 64H136V66L134 65ZM221 64H224V65H221ZM15 67H14V66ZM19 65H21V66H19ZM101 65V66H100ZM206 65V66H205ZM248 65V66H247ZM147 66V67H146ZM201 67V68H199L200 70H207L205 73H204V77L202 76V74H199L198 72H196V69L194 68V67ZM61 67V68H60ZM65 67V66H64ZM137 67V68H136ZM180 67V68H179ZM185 67L186 68H188L187 70L190 72V73H192V74H190L188 71H186V69H185ZM46 68H48V69H46ZM102 68H107V70L105 71V73H104V71L102 72L101 70H103ZM138 68H139V72L137 71L138 70ZM192 70H191V69ZM24 69V70H23ZM128 69V70H127ZM195 69V70H194ZM229 69V70H228ZM231 69H232V71H231ZM13 70H15V71H13ZM62 70V71H61ZM72 70V71H71ZM140 70H142V73H141V71ZM24 71V72H23ZM58 71H61L62 73H60V72H58ZM100 71L102 72V73H104V74H102V73H100ZM208 71H209V73H208ZM213 71V72H212ZM215 71V72H214ZM77 72V73H76ZM98 72V73H97ZM108 72V74H106ZM119 72H122L123 73V75H125L126 77H127V75H129L130 77H123V76H120L119 77V79H116V80H114L112 83H109V79L110 80H112V79H114V75L116 74V73H119ZM144 72V73H143ZM223 72H226V73H223ZM13 73V74H14ZM52 73H59L58 75H59V77H63V79H60V81H61V84H63V86L60 84V83H55V86L53 85V86H50L49 84V86L47 85V81H49L48 80V78H51V76H52ZM87 73V74H86ZM90 73V74H89ZM100 73V75H98ZM122 73H119V74H122ZM206 73H208V74H206ZM223 73V75L224 76H222L221 74ZM239 73V74H238ZM23 74H25V75H23ZM62 74V75H61ZM86 74V75H85ZM127 74V75H126ZM131 74V75H130ZM132 74H133V76H135L136 74L138 75H140L141 77H144V79H143V81L145 82V83H143V84H145V85H147L149 88H143V87H141V85L139 84V86L142 88V89H145L144 91H145V94H143V95H140L141 94V89L139 90L137 87H135V90H136V88H137V90L136 91H138V93H137V96L135 95V96H133L132 97V95L131 94H129V96L128 95H126L125 93H123L122 92V89H120V87H123V88H127V89H130V87H129V85L132 83V82H134V81H131L132 80V78H133V76H132ZM178 74V75H177ZM179 74H180V76H179ZM207 75V77H209L210 78V76L212 77V81L213 82H216V83H214V84H216L215 85V87H212V88H210V86L207 88V87H205V88H207L206 90H209L210 92L211 91H214V92H218L219 91V95L220 96H222V94H224L225 93V91H227V90H229L231 87H233V88H237V90L236 89H234L235 91V93H233V90H232V92L230 93V92H228V98L226 99V100H223V99H220V98H216V96L214 97H208V99H205V97L203 96V94H204V90H201V89H199L200 88V86L202 85H206V83L208 82V80L205 78L206 77V75ZM211 74V75H210ZM27 75V76H26ZM55 75V74H54ZM57 75V74H56ZM57 75V76H58ZM85 75V76H84ZM91 75V76H90ZM98 77H97V76ZM101 75H103V77H104V79H103V77H100ZM220 75V76H219ZM50 76V77H49ZM95 76V77H94ZM112 76V77H111ZM139 76V77H140ZM179 77V78H176V77ZM200 76V77H199ZM13 77H14V75H13ZM86 77V78H85ZM92 77V78H91ZM140 77V78H141ZM181 77V78H180ZM193 77V79H194V77H195V79L192 81V79L191 78ZM203 77V78H202ZM215 77H218V78H215ZM222 77H224V78H222ZM226 77V78H225ZM239 78V79H236V78ZM89 78V79H88ZM96 78H99V79H96ZM128 78H129V80H128ZM26 79V80H25ZM94 79V80H93ZM102 79V80H101ZM105 79H107V80H105ZM131 79V80H130ZM181 79V80H180ZM215 79H217V80H215ZM246 80V79H252V80H254V84H252L253 86H251V85H249V83H251L250 81H249V83L247 82V84H245L244 85V87H246L247 85L250 87H253V88H249L248 86L246 87V88H249V89H243L244 87H242V84H241V80ZM19 80V81H18ZM28 80V81H27ZM83 80H84V82H83ZM89 80V84H88V81ZM92 82H91V81ZM123 80H125V81H123ZM134 80V79H133ZM197 80V81H196ZM205 80V81H204ZM238 80V81H237ZM82 81V82H81ZM147 81V82H146ZM170 81V82H169ZM235 81V82H234ZM241 81V82H240ZM87 82V83H86ZM108 82V87H106V83ZM202 82V83H201ZM72 83V84H71ZM83 83L85 84V86L83 85ZM91 83V84H90ZM98 83V84H97ZM125 83H126V85H125ZM31 84V85H30ZM34 84V85H33ZM56 84L58 85V86H56ZM106 84V85H105ZM24 85V86H23ZM92 85H93V87L94 88H96V89H93V92L91 91L92 90ZM100 85V86H99ZM124 85V86H123ZM219 85V86H218ZM32 86V87H31ZM44 86H46V87H44ZM73 86V87H72ZM75 86V87H74ZM102 86H105L106 87V89H105V91H104V89H102V88H104V87H102ZM181 86V87H180ZM217 86V87H216ZM227 86V87H226ZM33 87H35V88H33ZM37 87V88H36ZM49 87V88H48ZM52 87V88H51ZM58 87V88H57ZM62 87H64L63 89H62ZM92 87V88H91ZM98 87H100V88H98ZM255 87V88H254ZM263 87V88H262ZM20 88V89H21ZM258 88H260V89H258ZM36 89V90H35ZM64 91H62V90ZM84 89V90H83ZM88 91H90V92H92V93H90V92H88ZM91 89V90H90ZM99 89V90H98ZM215 89V90H214ZM253 89V90H252ZM262 89V91H259V90H261ZM58 90H60V91H58ZM65 90H67V93L68 94H66V91ZM70 90V92H68ZM97 90H98V92H97ZM133 90H134V88H133ZM199 90V91H198ZM225 90V91H224ZM246 90H248L247 91V93L245 92ZM22 91V94L20 93ZM42 91V92H41ZM71 91H72V94H70L71 93ZM74 91V92H73ZM88 92V94H89V96L87 95V92ZM96 91V92H95ZM100 91H102V92H106V93H102L101 94V92ZM146 91H147V93H146ZM157 91V90H156ZM221 91V92H220ZM245 92V94H244V92ZM250 91V92H249ZM253 91V92H252ZM258 91V92H257ZM35 92V93H34ZM53 92V93H52ZM59 92V93H58ZM61 92V93H60ZM63 92V93H62ZM84 92H85V95H84ZM113 92V93H112ZM135 92V91H134ZM153 92V91H152ZM216 92V93H217ZM24 93V94H23ZM37 93V94H36ZM96 95H95V94ZM215 93V94H216ZM220 93H222V94H220ZM233 93V94H232ZM254 93V94H253ZM42 95V96H39L38 97V95ZM65 94V95H64ZM105 94H108V95H105ZM115 94V96L113 97V98H111L110 97V95H114ZM236 94V95H235ZM256 94V95H255ZM25 95V96H24ZM71 95V96H70ZM87 95V96H86ZM95 95V96H94ZM173 95V96H172ZM174 95H178L179 96V99H176V98H173L174 97ZM201 95V96H200ZM204 95H206V94H204ZM230 95H232V96H230ZM22 96V97H21ZM24 96V97H23ZM95 98H94V97ZM102 96V97H101ZM104 96V97H103ZM122 96H124L123 98H122ZM139 96V97H138ZM141 96V97H140ZM163 96V97H162ZM166 96H167V99H165L166 98ZM207 96V95H206ZM235 96V97H234ZM25 97H26V99L27 100H25ZM37 97H38V99H37ZM87 97H89V99L87 98ZM93 97V98H92ZM97 97V98H96ZM106 97V98H105ZM128 97V98H127ZM138 97V98H137ZM162 97V98H161ZM182 99H181V98ZM188 97V98H187ZM8 99L10 98L9 97V95H8V97H7ZM35 98V99H34ZM41 98V99H40ZM84 98V99H83ZM102 98H103V102L104 103H102V102H100V101H102ZM104 98H105V100H104ZM119 98V99H118ZM133 98L135 99V100H133ZM137 98V99H136ZM141 98H143V99H141ZM145 98V99H144ZM164 98V99H163ZM234 98V99H233ZM16 99V98H15ZM30 99V100H29ZM37 99V100H36ZM40 99V100H39ZM107 99V100H106ZM110 99V100H109ZM162 99V100H161ZM218 99V101H216ZM7 100V99H6ZM25 100V101H24ZM109 100V101H108ZM112 100H113V102H112ZM184 100V101H183ZM229 100V101H228ZM93 101V102H94ZM124 101V102H125ZM130 101V102H131ZM220 101V102H219ZM228 101V102H227ZM237 101V102H236ZM1 102V101H0ZM8 102H11L10 100L9 101H6V103L5 104H7ZM29 102H30V104H29ZM45 102V103H44ZM185 102H187V103H185ZM189 102V103H188ZM216 102V103H215ZM143 102H141V104L139 105L138 103L136 104V106L137 105H139L141 108L143 107H146V106H144V104H142ZM196 103H198L197 105H192V104H196ZM222 103V104H221ZM235 103V104H234ZM108 104H110V103H108ZM122 104V103H121ZM124 104L126 105V103H123V105L122 106H124ZM200 104V105H199ZM233 106H232V105ZM29 105V106H28ZM33 105H34V107H33ZM172 105H173V107H172ZM229 105V106H228ZM257 105V106H256ZM258 105H261V106H258ZM178 106H180V107H178ZM199 106H200V108H199ZM207 106V107H206ZM208 106H212V108L210 107V109L208 108ZM233 108H231V107ZM185 109H184V108ZM240 108V107H243V108H245V107H247V108H245L247 111H244V113H242V112H240V111H238L239 109H236V108ZM258 107V108H257ZM35 109V112H34V109ZM104 108V107H103ZM102 108V109H103ZM176 108V109H175ZM190 108H193V109H190ZM260 108V109H259ZM77 109V110H76ZM119 109H121V107L120 108H118V110ZM147 110H150V108H146ZM207 109V110H206ZM228 109H232V111L234 112V115H238V116H234L233 114H230V110H229V112H228ZM255 109V110H254ZM262 109V110H261ZM29 110H33V114H28L29 112H27V111H29ZM85 110V111H84ZM204 110V111H203ZM237 110V111H236ZM78 111V112H77ZM262 111V112H261ZM257 112V113H256ZM27 113V114H26ZM66 113V114H65ZM236 113V114H235ZM239 113V114H238ZM2 114H4V115H2ZM38 114V115H37ZM223 114H225V115H223ZM241 114V115H240ZM259 114V115H258ZM261 114V115H260ZM9 115V116H8ZM23 115V116H22ZM231 115V116H230ZM20 116V117H19ZM28 116V117H27ZM228 116V117H227ZM230 116V117H229ZM242 116V117H241ZM263 116V117H262ZM7 117V118H6ZM26 117V118H25ZM79 117H81V118H79ZM176 117H179V116H177L176 115ZM261 117V118H260ZM24 119V120H21V119ZM79 118V119H78ZM12 119V120H11ZM231 119H232V121H231ZM15 120V121H14ZM22 121V123H21V121ZM33 120H35V121H33ZM70 120V121H69ZM11 121V122H10ZM17 121V122H16ZM24 121V122H23ZM29 121H30V123L31 124H29ZM73 121V122H72ZM184 121H182V120H179V121H174V125H176V126H178V124H180V123H183ZM1 123V122H0ZM19 123H21V125H20V127L17 125V124H19ZM34 123H35V125H34ZM74 123V124H73ZM235 123V124H234ZM27 124V127L25 126ZM62 124H64V125H62ZM67 124V125H66ZM55 125V126H54ZM57 125V126H56ZM71 125V126H70ZM235 125V126H234ZM236 125H237V127H236ZM12 126V127H11ZM29 126V127H28ZM34 126V127H33ZM50 126V127H49ZM63 126V127H62ZM257 126V127H256ZM13 127H15V128H13ZM34 129H33V128ZM62 127V128H61ZM71 127V128H70ZM252 127V128H251ZM7 128H8V130L9 129H11L10 131H8L7 130ZM13 128V129H12ZM17 128H19L18 130L20 131H18L17 130ZM31 128H32V130H31ZM59 128V129H58ZM67 128V129H66ZM239 130H238V129ZM72 129V130H71ZM5 130V131H4ZM14 130H17V132H15ZM58 130H59V132H61L62 130V132L59 134V132H58ZM61 130V131H60ZM69 130V131H68ZM261 130V131H260ZM1 131V132H2ZM6 131H8L7 133H6ZM35 131V132H34ZM67 133H66V132ZM73 131H74V133H73ZM14 132V133H13ZM19 132V133H18ZM32 132V133H31ZM55 132H58V133H55ZM63 132H64V135L65 134H68L66 137H68L69 135H72V137L71 136H69V138H68V140H64V142L63 141H56V142H54V143H51L52 145H50L49 144V142L51 141L52 142V140L54 139V137L53 136H55L54 135V133L56 134V136H55V139H57V136H58V138H59V135L61 136V138L63 137V139H64V135H63ZM70 132V133H69ZM72 132V133H71ZM190 132V133H189ZM254 132V133H253ZM259 132H260V134L263 136H261V135H259ZM191 134V135H193L192 133H191V131L190 130H187V131H184V132H179V133H177V134H182V137L184 136V135H187V134ZM2 134V133H1ZM0 134V135H1ZM58 134V135H57ZM14 135H16V136H14ZM52 135V136H51ZM75 135H79V137L81 138H79L78 137V139L80 140V141H77V136H75ZM18 136H19V138H18ZM28 136V137H29ZM75 136V137H74ZM228 136H229V134H228ZM227 135H226V137L227 138H229L230 137V139H231V137L232 138H235L234 137V135H230L229 137H228ZM260 136V137H259ZM73 137L75 138V139H73ZM243 139H242V138ZM36 138V139H35ZM7 139V140H6ZM36 140V141H34V140ZM49 139V140H48ZM52 139V140H51ZM73 139V140H72ZM59 140H60V138H59ZM72 140V142H70V143H68L67 141H71ZM73 141H75L76 142V144L77 143H79L77 146H76V144L73 142ZM205 141H206V143H205ZM10 142V141H9ZM8 142V145H9V151H8V153H6V155L8 156V157H6V161H8L9 159H10V157H11V150L12 149H15L16 148V144H15V146H14V144H12L11 142V145H10V143ZM38 143V145H37V143ZM45 142H48V143H46V145H45ZM263 142V143H262ZM73 143V144H72ZM158 143V142H157ZM216 145V146H212V145H214V144ZM41 144H42V146H41ZM69 144V145H68ZM190 144V143H189ZM35 145H37V146H39V147H36ZM71 145V146H70ZM191 145V144H190ZM162 146V145H161ZM203 146H205V147H203ZM220 146V147H219ZM37 148V151H36V148ZM43 147H45L46 148V150H44V149H42ZM149 147V146H148ZM174 147H176V148H174ZM179 147V148H178ZM217 147H219L218 149H217ZM258 147V148H257ZM52 148V149H51ZM147 148V147H146ZM181 149V150H178V149ZM40 149V150H39ZM172 149V150H171ZM176 149V150H175ZM200 149V148H199ZM248 149H249V151L250 150H252V151H248ZM255 149V150H254ZM41 150H43L42 152H41ZM167 150V151H166ZM174 150V151H173ZM254 150V151H253ZM248 151V152H247ZM10 152V153H9ZM39 152V154L38 155H40V156H37V153ZM143 152V153H142ZM168 152V153H167ZM171 152H173V153H171ZM220 152H224V154L225 155H223L222 153H220ZM256 152H258V153H256ZM42 153V154H41ZM118 153H119V155H118ZM160 154V155H158V154ZM246 153H247V155H246ZM249 153V154H248ZM48 154V155H47ZM223 155V157H219V156H221V155ZM42 155V156H41ZM172 155H173V157H172ZM176 155V156H175ZM208 155V154H207ZM227 155V156H226ZM234 155V156H233ZM249 155V156H248ZM36 156H37V158H39V159H37L36 158ZM44 156V157H43ZM155 156V157H154ZM169 156V157H168ZM117 157V158H116ZM165 157V158H164ZM167 157V158H166ZM236 157V158H235ZM239 157V156H238ZM48 158V159H47ZM50 158V159H49ZM54 158V159H53ZM151 158H153V159H151ZM159 160H158V159ZM161 158V159H160ZM194 159H195V156L193 157ZM235 158V159H234ZM240 158V157H239ZM53 161H52V160ZM65 159V160H64ZM90 159V160H89ZM169 159V160H168ZM182 159V160H181ZM40 160V161H39ZM54 160H55V162H54ZM155 160V161H154ZM160 161V162H158V161ZM177 160V161H176ZM103 161V162H102ZM183 161V162H182ZM38 162V163H37ZM85 162V163H84ZM156 162V163H155ZM171 162V163H170ZM181 162V163H180ZM65 163V162H64ZM82 164V165H83ZM87 164V165H86ZM89 164V165H88ZM112 164V165H111ZM171 164V165H170ZM51 165V164H50ZM49 165V166H50ZM64 165V164H63ZM109 165V169L107 170V166ZM154 165H155V167H154ZM186 165V166H185ZM47 167V169L49 170H44V169H42V167L43 166H41V169L43 170V171H41L42 172V174H43V172H44V174L42 175V177L41 178H39L38 180H39V182H40V184H37L36 183V186L37 187H39V188H41L42 187V185L44 186L45 184V186H47V184L49 185V186H52L53 188H54V190L52 191V192H49L48 194L46 193V195H44V196H46V198H49V197H51V199H53V200H55V199H57V200H59V199H62L63 201H65V202H62V200H61V202L62 203H69V205H71V204H74L73 203V201H70L69 200V195H71V197L70 198H72L74 195L75 196H79L80 195V197L81 196H83V195H81V194H78V193H75L74 192V194H72V193H70L71 191H67V190H64V188H63V186H64V183H66L67 181H70L71 179H69L68 178V176H67V174H66V170H60V168L58 167V169L57 170H51V168L50 167ZM79 166H81V165H79ZM89 166V167H88ZM51 167H53V166H51ZM158 167V168H157ZM200 167V168H199ZM15 168H16V170H18V171H21V169H22V167H19L18 165H15ZM155 168V169H154ZM195 168V169H194ZM202 168V169H201ZM92 171H91V170ZM94 169V170H93ZM154 169V170H153ZM59 170V171H58ZM107 170V171H106ZM121 169H119V171H120ZM153 170V171H152ZM165 170V171H164ZM177 170H179V173H178V171ZM198 170V171H197ZM40 171V170H39ZM51 171H53L52 173H51ZM59 173H58V172ZM60 171H65L64 173L62 172H60ZM95 171V172H94ZM101 171V172H100ZM117 171V172H116ZM130 171V172H131ZM150 171V172H149ZM155 171V172H154ZM175 171H177V173L175 172ZM187 172L186 174H184V173H182V172ZM205 171V172H204ZM47 172V173H46ZM50 172V173H49ZM55 172V173H54ZM85 172V173H84ZM109 172V173H108ZM111 172V173H110ZM139 173L137 174L136 173V175H133V174H131V173H129V171H128V174H130V175H128V176H130L131 177V179H132V181H131V183H130V189L128 188L127 189V191H125V189H124V191L122 190V192H120V190L118 189L119 187H115L114 189H113V191H110V190H108V193H107V190L106 191H104L105 192V196L103 195L102 196V198H104L105 200L107 199V200H113V198H117L118 199V197L119 198H121L122 196H124V194L123 193H128V194H126L127 196H128V199H137V198H140V196H135V194H131L130 195V193L131 192H133L134 190H138V187L137 188H133L131 185L133 184V182L134 181H137V182H139V178L141 177V176H143L144 174H143V172L144 171H138ZM160 172H162V174H160ZM180 172L182 173V174H184L183 176H182V174H181V176H180ZM54 173V174H53ZM107 173V174H106ZM135 173V172H134ZM155 173H159V174H155ZM174 173V174H173ZM188 173H190V174H188ZM110 174V175H109ZM113 174V175H114ZM140 174V175H139ZM172 174V175H171ZM175 174L177 175V176H175ZM204 174V175H203ZM210 174H211V176H210ZM67 177H66V176ZM84 175V176H85ZM120 175V174H119ZM127 175V173H122V178H124L125 176ZM139 177H138V176ZM159 175V176H158ZM192 177H191V176ZM194 175V176H193ZM200 175H202V176H200ZM34 176H36V174H34L33 175V177ZM109 176V177H108ZM170 176V177H169ZM204 176H206V177H204ZM231 176V175H230ZM229 176V178H227V180H229L228 182H230L231 180H234V181H231V182H233V184H238L237 183V181L238 180H236V178L235 177H230ZM55 177V178H54ZM166 177V178H165ZM199 177H201V178H199ZM214 177V178H213ZM162 178V177H161ZM173 178H174V180H173ZM213 178V179H212ZM231 178V179H230ZM67 179H69V180H67ZM103 179V180H102ZM110 179V180H109ZM125 179V178H124ZM67 180V181H66ZM90 180H93V181H90ZM154 180V179H153ZM227 180H226V182H227ZM43 181V182H42ZM83 180H82V178H81V182H84ZM174 181V182H173ZM38 182V181H37ZM92 182V183H91ZM123 182V181H122ZM235 182V183H234ZM184 184V183H183ZM85 185V184H84ZM179 186V187H180ZM238 186V185H237ZM236 186V187H237ZM238 189H239V187H237ZM105 188H103L102 190H104ZM116 190H117V192H119L120 194L118 195V193H116ZM240 191L242 190L241 188L239 189ZM97 191H100V190H98L97 189ZM243 191V190H242ZM116 194H115V193ZM108 194V195H107ZM129 195L131 196V197H129ZM133 195H134V197H133ZM237 195V194H236ZM234 196V199L233 200H235L234 202V204L233 205H235V208L236 207H238L237 205L239 204L238 202H242L243 203V205H245V203L244 202H246L245 200L244 201H242L241 199L239 200L238 199V197L237 196ZM54 196H55V198H54ZM66 198H65V197ZM109 196V197H108ZM118 196V197H117ZM98 197V195L97 194H95V195H89V197H88V199L89 200H84L87 204H86V209L87 210H92V215H93V217H92V220L94 221L95 220V218L97 217L95 214L97 213L98 214V212H103V210H101V206H100V204H99V202H97V200H99V199H96ZM86 198V197H85ZM235 198H237V199H235ZM92 199H94L93 201H92ZM46 201V200H45ZM89 201V202H88ZM238 201V202H237ZM70 202H72V203H70ZM236 202H237V204H236ZM43 203H44V200H43V202H39L38 204L37 203H35V204H32L33 206H35L36 207V209L37 210H40L41 211V208H39L40 206H42L43 205ZM77 203H79V202H77ZM88 203H89V205H88ZM91 203V204H90ZM93 203H94V205H93ZM80 204V203H79ZM93 205V206H92ZM90 206V207H89ZM85 207H79L78 209H77V211H79L80 213H82V212H84L85 214L87 213V211H86V209H84ZM149 211H147V210H144V212L145 213H148L149 215H151V214H154L155 215V211H152V210H150L151 208H147ZM84 210V211H83ZM4 212H7V213H9V209L8 208H6L5 210H3ZM150 211H151V213H150ZM246 211H248V210H246ZM35 213H36V216L38 217H40V215L42 214H44L45 212L43 211L42 213H38V212H36V211H34ZM35 213H34V215H35ZM55 212H51V213H48L46 216H43V218H41V221L43 222V221H45V222H50L51 220H52V215L54 214ZM38 214V215H37ZM159 216H161L160 214H158ZM49 216V217H48ZM121 216H123V214L122 215H120V217ZM81 217H83V215H80V216H78V217H76V218H81ZM75 218V220H77ZM43 219V220H42ZM91 219V218H90ZM176 220V219H175ZM175 220H172L171 222L172 223H179V221H175ZM126 223H123V225H112V224H108L107 226L106 225H102V226H100V227H98L99 225H93L94 226V229L96 228V227H98V229H104V230H107V228H117V226L118 227H123V228H127L128 227V224H130L129 223V221L128 220H126L125 221ZM170 222V223H171ZM194 223V222H193ZM127 224V225H126ZM61 226V225H60ZM140 227H143L144 229H145V225L143 224V225H140ZM92 229H93V227H91ZM192 229V228H191ZM253 229H255L256 230V228H253ZM257 230H259V229H257ZM18 234V233H17ZM31 234V235H30ZM257 234H259V235H263L264 234V232L262 233V231H258V233ZM28 235H29V238H27L28 237ZM18 237H20V235H17ZM34 236V237H33ZM36 236H37V234L36 233H28V234H22V236H21V238L20 239H18V237H16L17 239H10L9 241H7V243L8 244H6V242H2V244H5V245H3V246H5V247H7V248H9L10 246H11V244H15V242H16V244L17 243H19L20 245H16V246H14V247H12V248H14V249H17L18 250V253L20 252V250H21V252L19 253L20 255H22V254H26V255H23V256H27V253H29L31 250L32 251H34L35 250V252L36 253H41V254H44V253H49L48 255H51V256H58V257H60L61 255L59 254L60 252H57L58 254H56V253H54V252H51V251H47V250H41V249H39V248H34V246H32V245H27L29 242L31 243V241L32 242H34V240H36L37 238H36ZM24 237H26V239L27 240H25V238ZM116 237H117V235H116ZM32 238H35L34 240L32 239ZM117 238H119V236L117 237ZM9 239V238H8ZM113 239H116L115 237H113ZM136 239V238H135ZM31 240V241H30ZM46 240V239H45ZM137 241H139L140 239L139 238H137L136 239ZM226 240V239H225ZM18 241V242H17ZM27 242V244H24L23 245V243H26ZM37 241V240H36ZM42 241H44V240H42ZM137 241H135V243H133L134 245L136 244L137 246V248L140 246V245H143V244H145V243H143L144 241H139V242H137ZM22 242V243H21ZM230 244H229V243ZM139 243V244H138ZM215 243H217V241L215 242ZM220 243H224V244H222V245H226V246H230V247H233L235 250L237 249V248H239V249H244L245 248V246H239V247H234V242L233 241H231V240H229V241H226V242H220ZM232 243H233V245H232ZM238 243V242H237ZM10 244V245H9ZM163 244V242H161V241H157L156 243H153V244H151V248L153 249V250H156V248L159 246V245H162ZM202 246V245H201ZM200 246V247H201ZM29 247L31 248V249H29ZM141 247V246H140ZM139 247V248H140ZM202 247H204V246H202ZM208 248H210L211 249V247H209V246H207ZM97 248H100L99 246L97 247ZM129 248V247H128ZM173 248V247H172ZM22 249H24V251L22 250ZM25 249H28V250H30V251H28V250H25ZM132 249V250H131ZM134 248H130L129 249V252H127L126 251V249L125 248H123L122 249V247H121V249L119 248V249H116V252H119L120 254H129V253H131V254H134L135 252H134V250H133ZM213 249V248H212ZM95 250H97L96 248L95 249H92V251H95ZM118 250V251H117ZM131 250V251H130ZM175 250V249H174ZM26 251V252H25ZM41 251V252H40ZM168 251H171V248L170 249H168L167 251H165V254H167V252ZM122 252V253H121ZM126 252V253H125ZM175 252V251H174ZM140 253H143V254H137L136 256H135V258L134 259H132V262H136L137 260L138 261H140L141 259H143V258H141V257H143V256H150V254L149 253H144V252H140ZM173 253V252H172ZM145 254V255H144ZM164 253H163V255H165ZM140 255V256H139ZM252 256H254V254H252ZM251 257V256H250ZM95 259H100V258H98V257H96ZM94 259V260H95ZM144 259H146V258H144ZM32 261H35V260H33V259H31ZM134 260V261H133ZM258 261V260H257ZM126 263L128 262V263H131V260L129 261H125ZM168 262V261H167ZM197 261H195V262H191L192 264H198V263H196ZM198 262H200V261H198ZM170 263H171V261H170ZM190 263V264H191ZM201 263V262H200ZM206 263V262H205ZM133 264H135V263H133ZM163 264H166L165 262L163 263ZM169 264V263H168Z\"/></svg>",
  "mask_w": 264,
  "mask_h": 264
},
{
  "label": "water",
  "instance_id": "water-1",
  "mask_svg": "<svg viewBox=\"0 0 264 264\" xmlns=\"http://www.w3.org/2000/svg\"><path fill=\"white\" fill-rule=\"evenodd\" d=\"M141 87L145 89L149 88L145 84H142ZM120 89H122V92L128 96L129 94H131L132 96H137V93L134 92L135 90H133V88L127 89L120 87ZM140 95H142V93ZM147 95L155 96L162 94H160V92L157 90L149 92ZM150 101L154 102L152 100ZM155 102L159 105H162V103H164L163 100ZM82 105L86 110V114L83 115L86 123H84L83 129L80 131V133L83 134L81 135V137L83 139L86 138L97 146L108 144L109 142L115 141L116 139H120L125 142V147L128 146V149H132V147H154L156 145L158 146L159 144L162 145L163 148L167 147L166 149H168L175 144H179V141L183 139L182 134H177L179 132L175 130L176 128L174 127V125H172L169 120L167 121L165 118H162V115L160 114L161 109L146 111L144 109H141L139 105L124 106L119 110H114L112 108L102 109L100 107L101 104L98 105L97 102H89V100H83ZM163 123L169 130L160 129V125H162ZM215 152L216 151L213 150L210 153H207L208 155L203 154V152H197L198 155H196L198 156V158H200V161H198L199 165L205 169H208L209 172L212 173V175L217 174V177L228 175L226 179L229 178L232 172H235L232 177H235L238 180L237 185L239 189L241 187L243 191H240L236 187V184H233V182L231 181L230 183L226 181L223 183L226 185L231 184V191L237 194L236 196L239 199H241L242 201H246V210L264 216V164H256L255 161H241L239 164L237 162L226 163L217 159L216 156L218 154ZM230 153L231 151L227 153L228 157L229 155L232 156V154ZM213 182V186L219 183L218 180H215ZM165 184L168 185L167 182ZM184 187L185 190L188 191H199V188L194 185L188 184ZM218 199V201L225 206L229 205L231 201V199L221 197ZM223 235V232L215 230L212 231L211 234L200 233L199 235H195L193 237H184L183 234H181V232L179 231L167 230V232L164 234H157L154 236L155 239H175L180 242L190 241L193 242L190 247L199 248L201 246V241L216 244V241L221 242L219 238L221 236L223 237ZM239 246H244V244H234V247Z\"/></svg>",
  "mask_w": 264,
  "mask_h": 264
}]
</instances>
